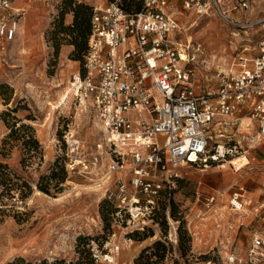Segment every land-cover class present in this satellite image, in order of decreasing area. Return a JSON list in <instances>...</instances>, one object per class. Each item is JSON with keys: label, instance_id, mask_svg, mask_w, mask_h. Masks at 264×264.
I'll use <instances>...</instances> for the list:
<instances>
[{"label": "rangeland", "instance_id": "obj_1", "mask_svg": "<svg viewBox=\"0 0 264 264\" xmlns=\"http://www.w3.org/2000/svg\"><path fill=\"white\" fill-rule=\"evenodd\" d=\"M76 1L94 5L109 0ZM119 1L131 4V8L142 7L141 0ZM169 1L170 10L179 19L177 37L201 41L213 68L231 64L239 55L251 57L257 52L264 22L235 26L213 10L202 13L186 7L185 0ZM63 2L12 0L10 5L24 13L6 55L0 56V146L10 131L9 123L14 121L16 126L31 124L43 146L42 159L39 154L25 159L23 138L31 131L20 128V138L5 144L9 150L0 152V160L33 179L48 173L57 157L65 159L63 131L71 119L76 121L89 151L103 138L92 112L76 109L68 94L70 76L82 66L85 50L81 58H75L73 36L67 30L58 31L56 37L51 33L60 20ZM3 11L0 4V16ZM235 14L243 18L240 12ZM262 15L264 0L248 11L252 19ZM72 21L73 11H68L63 23ZM213 70L199 75L201 87L216 88ZM261 145L264 147V143ZM261 145L246 153L250 162L239 169L229 161H224L225 165L182 167L171 199L161 197L145 229L116 222L114 203L79 173L67 171L63 189L55 193L44 192L33 182L29 196L11 199L5 210L0 209V264H136L141 247L158 238L168 245L166 262L178 258L184 264H201L211 259L215 264H226L227 256L234 253L247 259L242 264H264V249L254 263L247 257L255 232L264 229V206L260 205L264 201V148L261 155L254 154ZM241 184L246 188V204L236 210L231 207L230 194ZM211 194H215V200L210 204L207 197ZM136 230L142 233L137 235ZM113 231L120 244L115 261L96 262L92 245L102 247ZM183 235L189 237L185 254L179 249Z\"/></svg>", "mask_w": 264, "mask_h": 264}, {"label": "built area", "instance_id": "obj_2", "mask_svg": "<svg viewBox=\"0 0 264 264\" xmlns=\"http://www.w3.org/2000/svg\"><path fill=\"white\" fill-rule=\"evenodd\" d=\"M260 1L185 0V6L213 10L230 24L246 26L264 22V15L248 16ZM11 2L0 0L2 58L24 13ZM179 28L169 0H142L137 10L119 0L94 4L84 63L70 76L74 107L92 112L103 138L89 151L76 121H68L63 131L66 169L89 178L114 203L119 224L143 229L161 197L172 195L182 167L223 164L264 143V34L253 56L239 55L213 68L205 45L177 37ZM212 69L216 88L201 87L199 75ZM214 200L215 194L207 197L210 204ZM230 204L236 210L245 206L243 184L231 192ZM115 235L102 247L92 245L96 262L115 261L120 249ZM260 249L264 229L253 236L250 262L257 261ZM246 260L231 253L226 264Z\"/></svg>", "mask_w": 264, "mask_h": 264}, {"label": "trees", "instance_id": "obj_3", "mask_svg": "<svg viewBox=\"0 0 264 264\" xmlns=\"http://www.w3.org/2000/svg\"><path fill=\"white\" fill-rule=\"evenodd\" d=\"M64 5L60 11V20L57 21L56 28L51 31L54 37H56L58 31L67 30L72 36L71 42L76 46L75 58H81V51L85 50L84 55L88 48L89 34L91 31V16L93 12V5L85 2H78L76 0H64ZM122 3V2H121ZM127 9H140L131 8V4L122 3ZM142 4V0L139 6ZM68 11H73V21L70 24L65 25L63 23V17ZM59 45L56 44V50ZM84 63V58L83 62ZM15 110V108H14ZM17 121L9 123L10 131L4 136L3 144L0 146V152L6 154L9 148H4L6 143H13L18 140L20 136L17 134L18 129L26 128L31 131L29 137L23 138L24 158H31L35 154L43 157V146L34 132V127L26 122H22L19 126ZM26 159V158H25ZM23 159V160H25ZM65 159L63 157H57L53 162L48 173L40 174L39 178L33 179L32 175L23 176L19 174L7 161L0 160V209L5 210V207L11 199H24L31 194L33 191V182L36 183L37 188L47 193H55L58 190L63 189V182L66 180L68 170L66 169ZM172 196V195H171ZM171 196L169 200L171 199ZM175 209V205H174ZM115 210V207H114ZM114 212V211H113ZM175 212H173L174 214ZM139 229V228H138ZM145 229V227L143 228ZM186 230H184V233ZM142 233V231L136 230L135 234ZM184 236V235H183ZM143 236L140 235V238ZM189 237H182L179 249L182 254H185L189 248L186 244ZM171 250V249H170ZM168 252V245L165 240L158 238L152 243L145 244L135 257L136 264H184L178 258H174L173 262H166L165 258ZM92 254V249H91ZM93 257V256H92ZM155 257V258H154ZM209 260H203L201 264Z\"/></svg>", "mask_w": 264, "mask_h": 264}, {"label": "bare ground", "instance_id": "obj_4", "mask_svg": "<svg viewBox=\"0 0 264 264\" xmlns=\"http://www.w3.org/2000/svg\"><path fill=\"white\" fill-rule=\"evenodd\" d=\"M217 62V61H216ZM248 121L247 118H244L243 119V124H245L246 122ZM231 162L232 164L235 165L236 168H241L242 166L246 165L247 163L250 162L249 160V156L247 154H241L240 156H235L231 159ZM222 165H225V162L222 164ZM93 187L95 189H98L95 185H93Z\"/></svg>", "mask_w": 264, "mask_h": 264}, {"label": "crops", "instance_id": "obj_5", "mask_svg": "<svg viewBox=\"0 0 264 264\" xmlns=\"http://www.w3.org/2000/svg\"><path fill=\"white\" fill-rule=\"evenodd\" d=\"M262 148H264V147L261 145V148H260V149H257L256 151H254V154L261 155L262 152H263ZM146 244H147V243H146ZM144 245H145V244H144ZM144 245H143V246H144ZM143 246H142V247H143ZM142 247H141V248H142Z\"/></svg>", "mask_w": 264, "mask_h": 264}]
</instances>
